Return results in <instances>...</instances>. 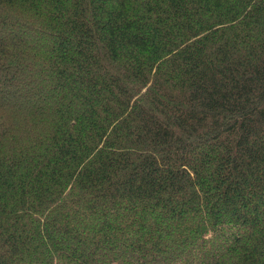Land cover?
<instances>
[{
	"label": "trees",
	"instance_id": "16d2710c",
	"mask_svg": "<svg viewBox=\"0 0 264 264\" xmlns=\"http://www.w3.org/2000/svg\"><path fill=\"white\" fill-rule=\"evenodd\" d=\"M0 264H264V0H0Z\"/></svg>",
	"mask_w": 264,
	"mask_h": 264
}]
</instances>
